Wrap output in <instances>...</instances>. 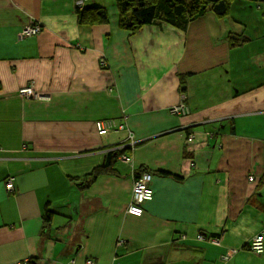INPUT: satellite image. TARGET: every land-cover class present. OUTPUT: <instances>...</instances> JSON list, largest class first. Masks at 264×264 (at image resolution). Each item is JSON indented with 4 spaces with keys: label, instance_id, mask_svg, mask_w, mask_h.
Segmentation results:
<instances>
[{
    "label": "crops",
    "instance_id": "obj_1",
    "mask_svg": "<svg viewBox=\"0 0 264 264\" xmlns=\"http://www.w3.org/2000/svg\"><path fill=\"white\" fill-rule=\"evenodd\" d=\"M77 1L109 22L81 25ZM117 16L115 0H0V264H264L249 248L264 235V4L184 31L131 34Z\"/></svg>",
    "mask_w": 264,
    "mask_h": 264
},
{
    "label": "trees",
    "instance_id": "obj_2",
    "mask_svg": "<svg viewBox=\"0 0 264 264\" xmlns=\"http://www.w3.org/2000/svg\"><path fill=\"white\" fill-rule=\"evenodd\" d=\"M249 1L258 5L264 4V0ZM235 2L244 3L246 0H115L118 27L131 34H137L145 26L162 24L184 31L192 22L209 13L217 18H227L231 15ZM76 9L81 25L96 26L109 22V12L106 7H77ZM228 39L231 47L243 46L249 41L244 35L230 34ZM123 153L124 150L112 152L109 156L110 163ZM102 169L105 170L106 167L96 169L91 175L85 177V181L96 177ZM90 183L91 180L86 181L87 185ZM50 220L51 212L45 216V223L48 225Z\"/></svg>",
    "mask_w": 264,
    "mask_h": 264
},
{
    "label": "built area",
    "instance_id": "obj_3",
    "mask_svg": "<svg viewBox=\"0 0 264 264\" xmlns=\"http://www.w3.org/2000/svg\"><path fill=\"white\" fill-rule=\"evenodd\" d=\"M76 6L78 8H82L84 3L82 1H77ZM42 31V27L39 24H31L27 25L23 28L20 36L22 38H30L40 34ZM19 95L23 98H37L38 95L32 86H27L19 90ZM170 112L173 115H184L189 112L188 107L185 103H180L171 108ZM96 127L98 130V134L100 136L106 135L110 129H112V125H108L104 121H98L96 123ZM123 160L129 161V157L123 156ZM152 180V175L149 172L141 173L136 179L133 187L131 202L128 206L127 213L133 216L140 217L144 213V204L153 198V190L150 186ZM250 180H253L250 177ZM7 184V189L11 190L13 188V179H10ZM213 242H217V239H212ZM122 244V243H121ZM250 251L260 255L264 253V235L258 234L256 235L251 244ZM74 264V261H72ZM71 263V264H72ZM15 264H22L21 262H17ZM85 264H94L92 260H87Z\"/></svg>",
    "mask_w": 264,
    "mask_h": 264
},
{
    "label": "bare ground",
    "instance_id": "obj_4",
    "mask_svg": "<svg viewBox=\"0 0 264 264\" xmlns=\"http://www.w3.org/2000/svg\"><path fill=\"white\" fill-rule=\"evenodd\" d=\"M253 240V239H252ZM252 242V241H251ZM251 244V243H250ZM249 248H250V246H249Z\"/></svg>",
    "mask_w": 264,
    "mask_h": 264
}]
</instances>
